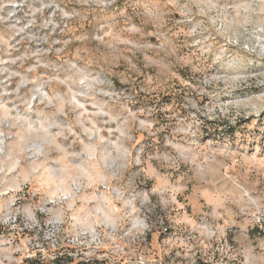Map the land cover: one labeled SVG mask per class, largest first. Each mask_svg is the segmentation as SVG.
Segmentation results:
<instances>
[{
    "label": "rangeland",
    "instance_id": "374dc122",
    "mask_svg": "<svg viewBox=\"0 0 264 264\" xmlns=\"http://www.w3.org/2000/svg\"><path fill=\"white\" fill-rule=\"evenodd\" d=\"M59 241L264 264V0H0V264Z\"/></svg>",
    "mask_w": 264,
    "mask_h": 264
},
{
    "label": "trees",
    "instance_id": "16d2710c",
    "mask_svg": "<svg viewBox=\"0 0 264 264\" xmlns=\"http://www.w3.org/2000/svg\"><path fill=\"white\" fill-rule=\"evenodd\" d=\"M235 128L232 126L225 130L229 136L235 135ZM67 246L63 241H59L54 248L48 247L45 250L38 251L32 258L27 259L23 264H96L91 260H75L68 254Z\"/></svg>",
    "mask_w": 264,
    "mask_h": 264
}]
</instances>
